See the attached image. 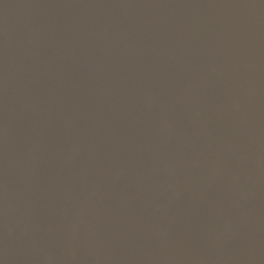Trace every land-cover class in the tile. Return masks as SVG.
Segmentation results:
<instances>
[{
  "label": "water",
  "instance_id": "1",
  "mask_svg": "<svg viewBox=\"0 0 264 264\" xmlns=\"http://www.w3.org/2000/svg\"><path fill=\"white\" fill-rule=\"evenodd\" d=\"M0 264H264V0H0Z\"/></svg>",
  "mask_w": 264,
  "mask_h": 264
}]
</instances>
